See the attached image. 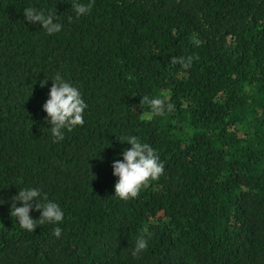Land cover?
Segmentation results:
<instances>
[{
    "label": "trees",
    "instance_id": "16d2710c",
    "mask_svg": "<svg viewBox=\"0 0 264 264\" xmlns=\"http://www.w3.org/2000/svg\"><path fill=\"white\" fill-rule=\"evenodd\" d=\"M28 7L57 13L62 31L29 23ZM71 7L0 0V264H264V0H94L80 18ZM190 55L188 69L175 62ZM57 73L88 108L53 143L52 82H40ZM144 95L175 107L146 118ZM128 135L165 168L122 201L112 163ZM22 187L41 188L64 222L21 229L10 209ZM144 229L149 247L133 256Z\"/></svg>",
    "mask_w": 264,
    "mask_h": 264
},
{
    "label": "clouds",
    "instance_id": "9594fccd",
    "mask_svg": "<svg viewBox=\"0 0 264 264\" xmlns=\"http://www.w3.org/2000/svg\"><path fill=\"white\" fill-rule=\"evenodd\" d=\"M94 0L83 3L81 0H71V9L76 18L91 13ZM25 19L31 24L42 25V29L49 36L60 33L63 25L59 22L57 13L38 10L28 7L24 10ZM194 56L179 58L175 62L181 64L185 69L192 66ZM51 81L52 85L48 92V99L43 104L46 113V122L53 138V143L64 140L65 133L71 132L85 123V112L88 104L85 102L81 91L74 84L66 81L59 73L51 79H43L41 85ZM140 105H147L150 112L146 118L162 117L171 112L175 104L166 103L165 99L152 98L144 95ZM121 143L130 145L122 152V159H116L112 163L113 175L117 177L114 197L129 201L136 198L143 188L149 183L158 180L164 173L165 165L157 151L148 143L142 142L133 135L124 136L119 139ZM19 205V206H17ZM40 212V217L34 219L30 213ZM10 215L15 218L21 229L27 232H35L37 226L45 224L59 225L64 222V211L61 206L44 197L39 187L19 188L18 194L12 198ZM54 236L59 238L62 234L60 227H55ZM151 234L147 229L136 239L133 256H139L147 251Z\"/></svg>",
    "mask_w": 264,
    "mask_h": 264
}]
</instances>
